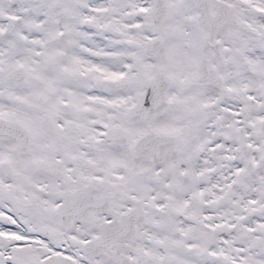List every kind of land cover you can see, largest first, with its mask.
<instances>
[{"label": "snow or ice", "instance_id": "1", "mask_svg": "<svg viewBox=\"0 0 264 264\" xmlns=\"http://www.w3.org/2000/svg\"><path fill=\"white\" fill-rule=\"evenodd\" d=\"M0 264H264V0H0Z\"/></svg>", "mask_w": 264, "mask_h": 264}]
</instances>
